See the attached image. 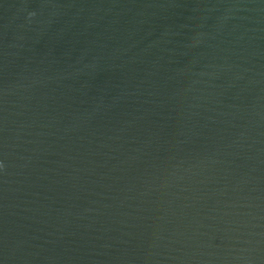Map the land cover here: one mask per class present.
I'll list each match as a JSON object with an SVG mask.
<instances>
[{
	"label": "water",
	"instance_id": "water-1",
	"mask_svg": "<svg viewBox=\"0 0 264 264\" xmlns=\"http://www.w3.org/2000/svg\"><path fill=\"white\" fill-rule=\"evenodd\" d=\"M0 264H264V0H0Z\"/></svg>",
	"mask_w": 264,
	"mask_h": 264
}]
</instances>
